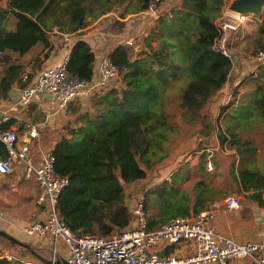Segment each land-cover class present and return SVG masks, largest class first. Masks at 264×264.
Masks as SVG:
<instances>
[{
  "label": "trees",
  "instance_id": "trees-1",
  "mask_svg": "<svg viewBox=\"0 0 264 264\" xmlns=\"http://www.w3.org/2000/svg\"><path fill=\"white\" fill-rule=\"evenodd\" d=\"M152 1L0 0V54L11 52L22 56L41 46L47 53L34 58V62L42 64L51 49V31L54 27L64 30L61 15L68 17V32H77L87 25L89 14L110 12L115 5L123 7L122 14L128 13L130 7L134 8L130 13H142ZM86 2L92 9L98 6L101 10L85 11ZM224 2L183 0V9L152 24L140 42L142 51L120 44L108 53L107 58L118 72V86L89 99L88 112L82 111L81 102H76L73 112H78L77 126L66 124L51 149L55 174L68 182L58 198L57 211L75 236L107 238L123 231L128 224L127 189L146 180L147 172L166 158L170 140L183 126L197 125L202 110L224 87L232 62L212 48L219 37L213 22L221 15ZM8 17L16 21L13 30L6 28ZM256 20V34L247 36L251 55L264 52V13ZM94 60L88 44L77 41L69 53L67 73L88 83ZM22 71L20 64L8 65L2 71L0 101L8 99L13 85L26 86L28 82H20ZM248 78L240 85L246 87L245 96L253 104V113L264 119V67ZM233 104L235 101L231 100L220 108L216 121H221L217 132L219 146L234 150L239 158L235 169L242 188L264 185V177L245 166L246 161L255 157V147L239 141L241 132L222 127ZM78 120L84 125H79ZM11 122L2 129L8 130ZM5 157L4 146L0 144V159ZM185 181L171 179L144 192L149 230H157L174 219L164 216L169 212L167 208L190 200L186 192L176 188ZM197 185L192 190V204L203 201ZM151 204L164 208L159 215L148 216L154 208ZM10 245L21 255L27 254L25 249Z\"/></svg>",
  "mask_w": 264,
  "mask_h": 264
},
{
  "label": "crops",
  "instance_id": "crops-1",
  "mask_svg": "<svg viewBox=\"0 0 264 264\" xmlns=\"http://www.w3.org/2000/svg\"><path fill=\"white\" fill-rule=\"evenodd\" d=\"M163 2L161 4L163 10L160 17L166 16L167 18H170L173 12L183 9V0H173V3H170V0H167V2L165 0V2ZM85 5V11L87 12L92 10H101V8L98 6H95L92 9L88 2H86ZM223 8L224 5L221 9V15L213 22L215 26H217L219 20L222 19L224 14ZM116 9L119 10L120 14L114 13L113 10L101 15L89 14L86 17L87 25L77 32H68L67 26L61 31L54 27L51 31V49L48 53V57L42 64H38L36 67H31L29 64V59L33 56L32 62H34V58L42 57L47 53L46 49L42 51L41 46L34 47L28 53L22 56L11 52L1 53L0 78L2 77V71L7 68L8 65L20 64L23 66L24 64L22 63L26 61L27 63L25 66L27 68L23 66L22 72L28 73L27 86L41 70L46 67L57 66L65 54L69 55L71 47L77 41H84L86 44H88V46L91 48V51L93 52L95 60L101 55L107 56L113 48L120 44L124 45V42L128 39H133L134 41V45L129 46L130 48L133 47L135 51H137L139 48L138 52L142 51L143 46L140 42L142 37H145L148 34V30L152 24H149L146 18L139 16L141 13L122 14L120 8ZM95 15L96 17L92 19V16ZM252 19L255 20V18L252 17L243 18L240 21L239 28L242 26L247 29L244 23H252ZM15 25V19L8 17L6 28L13 30ZM239 28H237L235 31L236 33H238L237 31ZM247 33L248 35L253 36V33L250 34L249 31ZM254 33L256 34V31ZM244 43L245 42L243 41L242 45H244ZM152 44L154 45V43ZM234 51L235 50L232 48L234 65L232 66V70L229 73L224 87L216 94V96L213 97L209 103L210 107L207 108L208 105L205 107L206 110L210 111L211 114L218 113L220 108L225 106L231 100L235 101V104H233L231 108L236 107L238 104H240L238 99H241L243 96H245V92L241 91L242 85L240 84L246 80L248 76H251L249 75L251 71V64L246 59L248 55L243 58L239 55L237 56ZM94 64L93 70L95 68ZM23 73H21V75ZM30 75H32V78L29 80ZM20 82L26 83L21 80V76ZM117 83H119L118 79L105 86L106 89L103 87L104 89L100 88L99 90L93 91L91 96L85 100H74L59 115H53L55 102L50 95L46 94L35 96L25 107L18 106L22 91L26 86L21 88L19 84H15L9 91L8 99L0 101V118L5 112L9 114V118L12 121L9 125V128L11 127L16 130L18 139H20V137L26 138L28 125L43 120L47 121L46 129L39 133L37 139H32L29 143V158L33 163L38 165L40 153L46 150L51 151L52 149V147H40L41 141L44 138L46 131L53 130L55 132L57 130V133H60L61 135L64 133L62 130L66 124L70 123L74 127L77 126L76 116L78 112H73L76 102H81L83 105L82 111L88 112L89 108H86V104L89 102V99L98 93V91L102 90V93L106 92L110 87ZM233 92H236V95H233ZM237 93L239 94L237 95ZM230 109L228 110L227 114L230 112ZM237 119L241 118L238 116L231 117L228 115V117L224 119L226 124L225 126L223 124V127L229 126L232 129L234 128L241 132L242 136L239 138V141L241 143H249L255 147V157L249 161H246L245 166L248 169L257 171L261 176L264 177V121L256 122L257 118L255 113L254 117L249 115L247 121L245 122L239 121ZM95 121L97 120L95 119ZM64 122L66 123L64 124ZM78 123L79 125H84L82 120H78ZM218 149V147H215L213 149H206L204 152L199 151L193 156L189 155L184 159V164L188 165L190 168L188 171H191V175L188 176V171H186V174L183 176V178L186 179L184 184L189 182L191 186L188 190L182 188L183 184L176 186V188L184 193L186 192L190 200H186V204H173L174 207L167 208L169 212H166L164 216L174 217V219L183 216H195L197 215L194 212L196 209L199 211L211 210L213 203H222L226 198L233 197L240 202V209L232 211L219 209L215 211L213 213L211 226L214 228L217 234L227 237L233 242L264 244V185H251L249 189L242 188L238 181L237 170L235 169L239 158L235 155L234 150L227 149L225 146L224 149L226 150V153L224 155L218 156L214 154ZM184 164L181 167H183ZM155 169L158 172L162 170L158 167ZM175 172L177 171L174 170L171 173H168L167 176L163 178L164 180L161 179L163 180L161 183L157 181L159 177L156 176L154 179H152V181H150L145 191L153 187H159L164 181L169 182L172 174ZM194 173H196V175H193ZM12 179L17 181L24 179L22 180L25 182L23 189L22 187L19 189V194H21V196L9 191L7 188L8 184L6 183H10ZM27 179H32L33 182H28ZM1 182H3V187L0 192L2 195H4L5 199L0 198V231L6 233L11 238L17 240L20 243L33 247L36 253L46 260H51L52 249L49 240L39 239L36 236H30L24 232L25 228H28L33 222L38 221L43 217L41 207L36 204V198L40 191L38 184L32 177L26 174L23 166L21 165H19L17 170H15L12 174L1 175L0 183ZM196 184H198V191L200 197L203 200L201 204H192V190ZM131 188L132 191H127L125 197L127 208L131 204V198L129 196L134 192L136 193L138 190H142V185L134 184L127 190ZM151 205L154 208L150 211L148 216H157L159 215L161 209L164 208L160 207L161 204ZM167 205L169 206L170 204ZM7 242L9 244H3L0 241V261L5 260L8 262V264H19V261L22 260L36 263L34 262L36 259L33 258V256H31L26 249L25 250L28 255H21L18 249L10 245L13 243L9 241ZM155 250L160 253L159 255H164L165 253L169 252V254L185 256L190 253V245L185 246L180 244L172 246H160L156 247ZM57 255L59 258L66 259V253L62 245L58 247ZM229 264L255 263L248 258H244L233 260Z\"/></svg>",
  "mask_w": 264,
  "mask_h": 264
},
{
  "label": "built area",
  "instance_id": "built-area-1",
  "mask_svg": "<svg viewBox=\"0 0 264 264\" xmlns=\"http://www.w3.org/2000/svg\"><path fill=\"white\" fill-rule=\"evenodd\" d=\"M161 4L160 0L152 1L139 16L153 24L162 14ZM222 18H227V21L217 25L219 37L212 48L214 52L229 58L233 66L229 36L236 31L242 19L226 14ZM124 45L133 46V39L126 40ZM246 59L251 64L249 75H254L264 67V52L247 56ZM68 60L69 55L65 54L57 66L41 70L22 91L18 106L25 107L35 96L46 94L54 99L53 115H59L74 100H85L93 91L117 80V69L107 56L96 58L92 79L88 83L67 73ZM21 80L27 82V72L21 75ZM9 120V114L3 113L0 118V144L4 146L6 157L0 159V176L12 174L21 165L26 174L38 184L40 191L36 204L41 207L43 217L25 228L24 232L49 240L52 264L59 258L57 251L60 245L64 247L69 264H229L233 260L244 258L255 264H264V244L233 242L217 234L211 226L215 211L240 209V202L233 197L226 198L222 203H213L211 210L199 212L195 216L172 219L157 230H149L144 204L145 190L142 189L130 196L128 224L123 231L107 238L75 236L63 223L57 211L58 198L68 182L55 174L51 151L40 153L38 165L29 158L30 140L38 138L39 133L46 129L47 121L28 125L26 138L18 139L14 128L2 129ZM180 244L190 245V253L185 256L159 255L155 250L160 246ZM19 264L38 263L22 260Z\"/></svg>",
  "mask_w": 264,
  "mask_h": 264
},
{
  "label": "rangeland",
  "instance_id": "rangeland-1",
  "mask_svg": "<svg viewBox=\"0 0 264 264\" xmlns=\"http://www.w3.org/2000/svg\"><path fill=\"white\" fill-rule=\"evenodd\" d=\"M164 2H165V0H164ZM166 2H167V0H166ZM170 3H173V0H170ZM116 8L122 9L123 7L117 6V5L114 6L113 12L116 14H120L119 10ZM133 11H134V8L130 7V9L128 10V13L133 12ZM67 20H68V17L66 15H61L60 21H61V24H62L64 29L66 28ZM223 21H227V18H222L221 20H219L217 25H220L221 22H223ZM244 24L247 27V29H245L242 26L240 28L238 27L239 28V30L237 31L238 33H236L234 31V32H231L230 36H229V38H230L229 45H230L231 51L233 48L235 50L234 52L237 54V56L239 55L243 58H245L246 55H248V56L254 55V54L253 55L250 54L251 48L248 44V42H249L248 37L250 35H248L247 32L249 31L250 34L253 33V36L255 35L254 32L256 31L257 20L252 19V23L245 22ZM244 24H243V26H244ZM250 37H252V36H250ZM243 41L245 42L244 45H242ZM240 53H242V54H240ZM131 54L133 55V50L131 51ZM32 59H33V56L29 59L30 60L29 64L33 68V67H36L38 64L35 62H32ZM26 63H27L26 61L22 63V64H24L23 66L25 68H27L25 66ZM248 79L249 78H247L246 80H248ZM118 84L119 83L115 84L114 86H117ZM244 84H246V83H244ZM104 88L106 89V87H104ZM241 88H242L241 91L245 92L244 89H246V87L244 88V86H242ZM98 93L101 94L102 90L98 91ZM238 94L239 93H237V95ZM238 101L240 102V104H238L234 108H231L228 115L231 117L232 116H238L241 119H237V120L242 121V122L247 121L249 115L254 117L253 111L251 113H249L251 110H253V104L250 101H248L247 97L243 96L241 98V100L238 99ZM208 107H210V106L208 105L207 108ZM218 115H219V112L211 114L210 111H207L205 108L201 112V120L197 125L192 126V127L183 126L182 129L177 133L176 137L174 139L170 140L169 145L167 146V151L165 152V153H167L166 158L163 159L162 162H160L159 164L154 166L152 169H150L147 172L146 180L139 183L142 185V189L145 190L146 187L149 185L150 181H152V179H154L156 176L159 177L157 181L161 183L164 180L163 178H165V176H167L168 173H171L174 170L177 172L172 174L170 180L171 179H173V181L181 180L183 178V176L186 174V171H188V169H190L188 167V165L184 164V159L189 155L193 156L194 154H196L199 151L204 152V150H206V149H213L215 147H218L219 149L214 154H216L218 156L224 155L226 153V150L224 149V147L219 146V141L217 139V132L221 126V121L216 122L218 119ZM256 118H257L256 122L264 121V119L260 118L258 115H256ZM65 123L66 122H64V124ZM224 126H225V124H224ZM222 127H223V125H222ZM62 132H64V131L62 130ZM59 135H60V133L58 134L57 130L55 132L53 130H47L45 135H44V138L41 141L40 147L41 148L53 147V145L57 142ZM259 135H261V134H259ZM183 164H184V166L181 167ZM156 167H158L159 169H162V170L158 172L155 169ZM187 175L188 176L191 175V171L190 172L188 171ZM193 175H196V173H194ZM161 179H163V180H161ZM22 180H24V179H22ZM22 180L17 181V180L12 179L10 183L9 182L6 183V184H8L7 188L9 189V191L14 192L15 194H19V189L21 187L23 189V186L25 184V182ZM27 180H28V182H33L32 179H27ZM136 186H138V185H136ZM190 186L191 185L189 182L186 184L183 183L182 188H184L185 190H188L190 188ZM2 187H3V182L0 183V191H1ZM127 191H132V188L127 190ZM19 196H21V194H19ZM130 196H132V194ZM0 198L5 199L4 195H2L1 192H0ZM0 241L3 244H9L3 238H0ZM156 253L160 254L157 251H156Z\"/></svg>",
  "mask_w": 264,
  "mask_h": 264
},
{
  "label": "water",
  "instance_id": "water-1",
  "mask_svg": "<svg viewBox=\"0 0 264 264\" xmlns=\"http://www.w3.org/2000/svg\"><path fill=\"white\" fill-rule=\"evenodd\" d=\"M223 12L226 15L238 17L240 19L246 17H252L258 19L264 13V0H225ZM0 237L15 245H18L19 247L26 249L27 252L31 256H33V258H35L38 262H40V264H52L51 260H46L45 258L38 255L33 247L18 242L17 240L11 238L9 235H7L2 231H0ZM53 264H69V263L64 258H58L53 262Z\"/></svg>",
  "mask_w": 264,
  "mask_h": 264
}]
</instances>
